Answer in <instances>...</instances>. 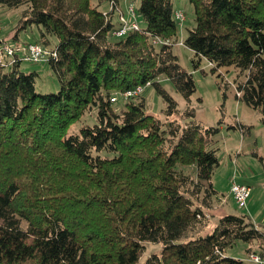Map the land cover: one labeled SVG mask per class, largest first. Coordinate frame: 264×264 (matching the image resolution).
<instances>
[{"label":"trees","instance_id":"obj_1","mask_svg":"<svg viewBox=\"0 0 264 264\" xmlns=\"http://www.w3.org/2000/svg\"><path fill=\"white\" fill-rule=\"evenodd\" d=\"M189 1L196 25L183 43L194 66L205 58L220 76L222 67L238 68L246 79L237 96L264 126V0ZM110 4L103 11L92 0H0L21 8L18 29L0 35V45L54 49L44 62L59 82L57 91H40L22 52L0 55V264H243L227 250L238 241L263 250L264 229L236 213L209 229L220 197L212 181L220 126L195 119L196 82L173 51V0L133 4L141 27L122 36L113 34L119 0ZM33 25L38 36L20 41V29ZM161 75L186 99L183 111ZM138 85L137 96L112 100ZM150 85L166 101L165 120L148 111ZM93 108L97 121L69 133ZM230 127L249 130L239 121ZM148 241L162 250L140 263Z\"/></svg>","mask_w":264,"mask_h":264},{"label":"rangeland","instance_id":"obj_2","mask_svg":"<svg viewBox=\"0 0 264 264\" xmlns=\"http://www.w3.org/2000/svg\"><path fill=\"white\" fill-rule=\"evenodd\" d=\"M140 0H119V8L115 11L113 22L120 20L119 11L129 17V7L131 4L139 5ZM175 9H182L185 14L183 23L179 26L177 41L173 44V51L178 56L179 62L193 73L196 82V91L193 94L192 105L195 108V119L207 126H220V131L213 137L212 145L220 161V165L215 170L212 181L219 192V199L225 196L232 178L251 187V195L248 205L239 208L233 197L228 195L223 204L217 203L213 209L212 225L218 222L221 215L225 213L248 214L255 225L264 229V126L260 119V112L240 100L237 96L238 84L246 79L244 74L236 67H222L220 72L210 71V64L202 58L199 67L193 64L195 58L194 51L183 42L189 29L196 25L194 7L189 0H173ZM92 4L98 6L103 11L111 8L110 0H92ZM21 8H7L0 5V23L2 38H11V35L18 29L20 22ZM38 36L36 25L27 29L21 28L19 31L20 41H33ZM51 46L58 42L55 36H51ZM10 44L16 45L15 40H8ZM22 68L25 70L36 69L39 73L37 77V89L43 92L57 91L59 82L56 76L49 69L44 61L22 60ZM204 70V71H203ZM158 80L163 87L176 99L178 108L183 111L186 106V99L174 87L172 81L164 75ZM148 111L158 115L165 120L163 109L166 101L162 95L158 94L155 87L150 85L144 91ZM122 99V98H120ZM122 101L115 102L114 108L119 110ZM221 120V122H220ZM96 109L84 114L69 128V133H79L83 124H93L96 122ZM236 121L249 126V131L243 132L236 127H230ZM225 194V195H224ZM216 200L217 197H214ZM233 200V201H232ZM234 202V203H233ZM245 242L238 241L227 251L229 254L246 260L248 254L245 251ZM146 251L140 259L143 263L153 252L160 253L161 242H145ZM262 252V251H261ZM252 264H255L254 262Z\"/></svg>","mask_w":264,"mask_h":264},{"label":"built area","instance_id":"obj_3","mask_svg":"<svg viewBox=\"0 0 264 264\" xmlns=\"http://www.w3.org/2000/svg\"><path fill=\"white\" fill-rule=\"evenodd\" d=\"M174 14L181 25L185 19L184 11L182 9H175ZM119 16H120V20L118 21L117 26L113 30L114 35L122 36L131 30L140 29L141 26L137 18V12L135 6L133 4H131L129 7L128 18H126L121 11H119ZM1 29L2 26L0 24V31ZM153 41L155 43L169 42L168 40H163L158 37L154 38ZM20 52H22L20 56L22 59L32 60V61H46L51 55H56V51L54 49L50 47H44L39 43H29L27 46H13L10 44L0 45V55L5 53L10 57L14 58V54ZM143 88H144L143 85H138L136 88L128 89L124 92L115 94V96L112 97V100L116 101L119 98H124V99L130 98L131 96L139 94L143 90ZM240 94H241L240 91H238L237 95L239 96ZM229 192L239 208L247 207L251 195V187L248 184L241 183L237 181L235 178H232V181L229 184ZM249 257L255 264H264V248L262 252L250 253Z\"/></svg>","mask_w":264,"mask_h":264},{"label":"crops","instance_id":"obj_4","mask_svg":"<svg viewBox=\"0 0 264 264\" xmlns=\"http://www.w3.org/2000/svg\"><path fill=\"white\" fill-rule=\"evenodd\" d=\"M241 122V121H240ZM242 123V122H241ZM249 131V130H248ZM227 193H228V195H231L230 194V192H229V187H228V189H227ZM225 195V194H224ZM227 194L225 195V196H223L221 199H219L218 201H217V203H220V204H223L225 201H226V197L228 196ZM232 196V195H231ZM233 201V200H232ZM234 203V202H233ZM216 206V205H215ZM213 211H211V213H212ZM260 227V226H259ZM244 246H245V251H246V254H248V257H247V261H248V263H246V264H252L253 263V261L250 259V257H249V250H251V251H253V252H261L262 250H260V249H258L259 248V245L256 243V242H253V243H245L244 244ZM230 255H232V254H230ZM232 256H235V255H232ZM237 257V256H236Z\"/></svg>","mask_w":264,"mask_h":264},{"label":"bare ground","instance_id":"obj_5","mask_svg":"<svg viewBox=\"0 0 264 264\" xmlns=\"http://www.w3.org/2000/svg\"><path fill=\"white\" fill-rule=\"evenodd\" d=\"M137 96V95H136ZM139 96V95H138Z\"/></svg>","mask_w":264,"mask_h":264}]
</instances>
